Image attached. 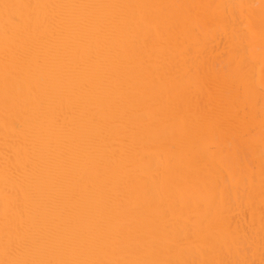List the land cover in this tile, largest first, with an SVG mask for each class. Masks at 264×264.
<instances>
[{"label":"bare ground","instance_id":"obj_1","mask_svg":"<svg viewBox=\"0 0 264 264\" xmlns=\"http://www.w3.org/2000/svg\"><path fill=\"white\" fill-rule=\"evenodd\" d=\"M0 264H264V0H0Z\"/></svg>","mask_w":264,"mask_h":264}]
</instances>
